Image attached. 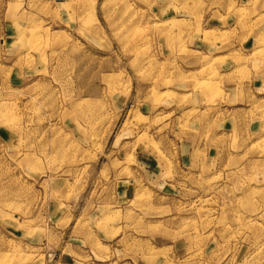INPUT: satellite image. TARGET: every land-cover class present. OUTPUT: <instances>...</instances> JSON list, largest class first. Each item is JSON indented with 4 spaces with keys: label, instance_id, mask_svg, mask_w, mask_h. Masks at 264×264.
Segmentation results:
<instances>
[{
    "label": "rangeland",
    "instance_id": "obj_1",
    "mask_svg": "<svg viewBox=\"0 0 264 264\" xmlns=\"http://www.w3.org/2000/svg\"><path fill=\"white\" fill-rule=\"evenodd\" d=\"M0 264H264V0H0Z\"/></svg>",
    "mask_w": 264,
    "mask_h": 264
}]
</instances>
